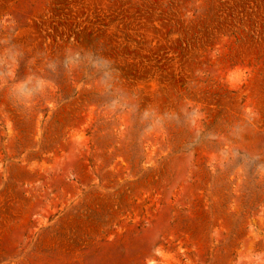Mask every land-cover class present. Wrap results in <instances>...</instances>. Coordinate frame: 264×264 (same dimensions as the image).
I'll list each match as a JSON object with an SVG mask.
<instances>
[{
  "label": "rangeland",
  "instance_id": "1",
  "mask_svg": "<svg viewBox=\"0 0 264 264\" xmlns=\"http://www.w3.org/2000/svg\"><path fill=\"white\" fill-rule=\"evenodd\" d=\"M0 264H264V0H0Z\"/></svg>",
  "mask_w": 264,
  "mask_h": 264
}]
</instances>
